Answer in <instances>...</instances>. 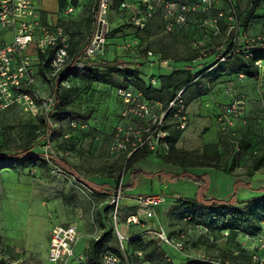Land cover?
Returning <instances> with one entry per match:
<instances>
[{
	"label": "rangeland",
	"instance_id": "rangeland-1",
	"mask_svg": "<svg viewBox=\"0 0 264 264\" xmlns=\"http://www.w3.org/2000/svg\"><path fill=\"white\" fill-rule=\"evenodd\" d=\"M65 1L66 7L60 9V1L55 17L48 22L61 24L70 44L86 47L92 30L96 0H76V3L75 0ZM262 1L257 0L253 5L255 7L253 22L255 17L264 15ZM215 4L216 2L213 6ZM218 8V6L213 7L208 17L206 16L207 20L204 19L200 23L196 21V15L191 12L186 24L175 23L172 31L166 33L163 31L164 21L159 14L145 29H139L132 23L130 13L133 11L120 10L114 3L108 14L110 31L106 43V56L109 58L118 56L125 60L137 57L146 66L143 76L155 83L159 74L173 67L169 64L173 59H166L168 61L162 63L156 52L154 55H149L147 48L151 47L150 49L155 51L169 42L172 46H177L175 48L181 54H185L189 48L198 47L202 50L209 48V52H213L210 44L211 32L215 28L216 15L213 13ZM246 16L241 15L244 19ZM247 24L250 29L249 34L264 32V23L263 27L257 30L253 26L260 23H252L251 27V24ZM244 27L246 25L241 28ZM160 31L162 34H158ZM222 39H224L223 35L218 40ZM38 63L39 58L36 53L34 56L36 68H39ZM153 63L158 65H151ZM155 66L156 68H153ZM151 67L156 70L149 72ZM51 71L52 69L48 67L45 73L39 72L30 87L37 95L34 106L19 93H15L14 100L0 108V153L19 152L22 147H28L32 151L52 153L59 160L55 162L51 159H34L24 165L11 160L7 166L0 168V251L7 249L10 254L24 256L18 264H49L45 260L46 251L49 249L48 238L50 239L53 225L58 221L72 222L79 226L81 232L79 250L86 253L91 240L102 234V221L106 222L107 226H113L116 233L117 227L121 231L125 229L128 225L125 221L126 212L138 209L137 194L162 191L168 198L165 201L174 202L173 198L180 195L195 197L199 189V183L191 178L176 180L159 175H142V173L139 174L134 187L125 189L133 182L130 174L132 168L174 171L181 169L178 166L166 165L156 158H145L129 163L131 154H128V150L113 154L109 151L118 127L128 126L134 120L136 130L145 128L151 122L153 115L135 114L131 111L132 104L126 102L113 89L110 90L102 84L88 85L85 81L71 77L61 81V84L77 87L73 104L80 109L83 117L73 121L59 120L49 115L52 110L49 105L50 99L54 97L58 79L51 75ZM260 73H262L260 78L251 80L252 84L242 82L246 78L239 77L237 82H241L242 90L234 88L231 90L230 98L225 101L215 99L220 105L213 108L211 113L202 112V114L200 111L196 115L197 119L191 124L194 129L184 144L194 147L200 138L208 133L212 135L213 130L218 126L222 134L230 138L240 135L244 128L248 127L252 133L254 149L264 148V62ZM240 92L244 94H238ZM238 99L244 100L240 113L224 115L223 108ZM151 110L155 115L162 112L158 103L152 105ZM187 117L188 122L184 129L189 125L188 107ZM210 118L211 120L214 118L217 125L211 123ZM49 125L53 128L50 133ZM67 167L72 168L77 175L88 182L103 186L104 193L93 191ZM243 170V168L237 169V171ZM262 170L264 171V167ZM191 172L201 174L196 171ZM204 173H207L210 179L207 193L219 199L236 197L243 200L262 192L261 186L257 183L244 179L248 178V175H236L239 179H235L232 175L216 168L212 173ZM237 180L247 181L250 185L237 188L235 186ZM119 192L121 197L113 202ZM115 204H118L119 208V225L114 219ZM140 221L148 224L147 227L139 230L144 234L147 233V239L156 238L154 232L159 230L177 237L183 232L185 249L191 258L218 261L219 249L224 248L234 254H240L243 250L244 254L252 256L254 264H264V227L259 233H240L235 240H229L227 232L216 238L208 237L201 232L199 226H193L186 221L180 225H171L167 216L161 217L158 213L155 217L142 216ZM134 232L128 235L131 236ZM110 243L115 249H121L119 237L111 238ZM166 248L174 264H187L186 258L178 249L170 246ZM79 262L77 258H71L58 264ZM132 264H144V262L141 257L134 255Z\"/></svg>",
	"mask_w": 264,
	"mask_h": 264
},
{
	"label": "trees",
	"instance_id": "trees-1",
	"mask_svg": "<svg viewBox=\"0 0 264 264\" xmlns=\"http://www.w3.org/2000/svg\"><path fill=\"white\" fill-rule=\"evenodd\" d=\"M60 1V9H64L67 5L66 1ZM171 1L184 2L186 0ZM256 1H249L250 7L245 19L241 17V13L237 10L240 17V25L236 34L229 33V25L225 18L218 19L217 26L220 32L215 34V29L213 30L212 36L215 37L213 42L210 43L212 44L213 52H209V48L202 50L201 47H198L189 48L185 54H181L175 48L177 46H172L169 42L157 48L155 52L159 56V60L173 59V63H175L170 72L161 73L157 76L156 81L158 84L149 81L143 76V70L146 66L137 57L129 60L118 56L109 58L106 56V48L104 53L92 57L87 53L85 45L70 44L69 56L65 65L59 71L56 81L54 90L55 105L49 115L64 121L80 120L83 117L80 109L73 104L77 87L61 84V81L71 77L85 81L88 85L102 84L110 88V90L113 89L115 93L120 87L140 90L151 105L161 103L164 108L181 90L182 97L188 107L193 98L211 91L215 82L224 74L241 73L249 78H259L261 68L258 66L257 61L262 60L264 62V45L262 46L260 43L262 41L256 39L250 43V51L253 52L251 57L247 56V51L249 50L246 48L247 43L244 40L239 44L241 49L239 52H235L234 44V38L237 34L242 35L244 32H249L250 29L247 23L254 16L255 7L253 5ZM114 3L120 10H124L121 7L122 0H111L110 8ZM138 7L145 9V4L138 1ZM212 8L213 5L207 11H203V9L189 11L186 23L189 21L188 17L191 12L196 15V21L199 23L203 22L204 19L206 21V16L208 17ZM220 11L229 14V5ZM157 14L164 21L163 31L165 32L166 22L161 9L153 12L152 17L143 28L137 27L133 21L132 23L139 29H145ZM244 25L246 27L241 28ZM222 35L224 39L218 40ZM150 48L148 47L146 51ZM54 50L53 47H49L46 52H38L39 68H37V74L39 72L45 73L48 67L52 69L51 60ZM222 56H225V60L221 61ZM163 122V129L169 132L167 136L168 150L161 148L152 150L147 145H144L131 154L128 160L129 163L155 155L166 162L181 167L211 166L233 175L253 176L255 173L263 171L264 148L254 149L253 137L248 131H243L234 138L222 134L218 142L207 143L201 149H187L177 146L184 129L177 127L178 120L173 117L171 112L166 114ZM50 130H53L51 125L48 128L49 133L51 132ZM34 159H51L59 162L52 153L36 152L28 147H22L19 152L0 153V168L7 166L11 160L24 165L27 161ZM238 168H243L244 170L237 171ZM67 169L71 170L78 179L85 182L94 191L104 193L103 186L94 185L81 178L72 168L67 167ZM140 173L148 176L159 175L160 177L176 180L191 178L199 183V189L195 197L182 195L176 197L175 203L167 212L171 225H180L184 221L193 226L204 225L208 227V232L204 233L208 237L216 238L227 232V239L229 240H235L240 233H259L264 227V194L245 200H239L236 197L219 199L207 193L210 180L207 173L197 174L187 169L176 171L163 169L145 170L138 167L131 169L130 174L133 182L128 184L125 189L136 185ZM249 185L250 183L244 180H237L235 184L237 188ZM260 190L264 191V185L260 187ZM102 226V234L91 240L85 259L78 264H104L103 257L107 252L118 254L121 257L120 264H125V262L132 264L134 255L141 257L144 264H174L166 246L160 245L156 238L147 239V233L144 234L133 230L135 232L127 239L123 252L121 249H115L110 243L111 238H118L114 227L107 226L104 221H102ZM139 252H142V254H139ZM183 257L186 258L187 264H254L252 256L244 254L243 250H241L240 254H234L224 248L219 249L218 261L191 258L184 255Z\"/></svg>",
	"mask_w": 264,
	"mask_h": 264
},
{
	"label": "built area",
	"instance_id": "built-area-1",
	"mask_svg": "<svg viewBox=\"0 0 264 264\" xmlns=\"http://www.w3.org/2000/svg\"><path fill=\"white\" fill-rule=\"evenodd\" d=\"M138 1L145 4V9L138 7ZM219 0H186L177 2L171 0H122L121 7L124 10H132V21L137 27L143 28L148 20L152 17L153 12L161 9L165 17V32L170 33L175 23L185 24L187 21V13L189 11H197L203 9L207 11L215 2ZM229 5V14L220 11L215 17L214 33H219L217 21L219 18H225L229 25V33H237L240 25V17L235 7L236 0H226ZM251 1V0H248ZM111 0H96V10L92 23V30L88 36L86 51L95 57L104 53L107 43V37L110 31L109 9ZM135 8V9H133ZM137 8V9H136ZM6 32L12 33V39L5 40ZM241 38L247 43V56H253L250 51V43L253 40L262 41L264 45V32L257 34H249L244 32L242 35L237 34L234 38L235 52L241 49L239 44ZM0 39L3 40L0 45V108L10 104L15 97V93L26 98L35 105L36 94L32 92L30 87L34 84L38 69L34 64V57L29 51L30 46L35 48L36 53L46 52L49 47H53L54 54L51 60L53 77L59 76V71L65 65L69 56L70 42L66 35L65 29L61 24L46 23L42 20L40 8L37 0H0ZM153 49L148 50L149 55H154ZM225 60V56L221 57V61ZM167 62L168 60H161ZM170 63V62H169ZM262 60L257 61L258 66L262 67ZM182 90L169 102L167 107H163L158 103L162 112L153 114L152 105L144 98L140 90L120 87L117 94L126 102L132 104L131 111L135 114H151L153 115L151 122L145 128L136 130L135 121L133 120L128 126L118 127L110 145V152L119 153L127 151L132 154L138 148L147 145L152 150L163 149L168 150L169 144L167 136L169 132L163 129L164 117L171 112L173 117L178 120L177 127L184 129L188 122L187 105L182 97ZM244 100L238 99L231 102L223 108V114L238 115L243 109ZM50 108L53 110L55 105V95L50 99ZM51 110V111H52ZM73 121V120H72ZM121 197L115 196L113 202ZM163 192L144 194L139 193L136 196L138 209L127 215L126 223L129 226L141 224L142 216L155 217L156 207L166 200ZM118 204L114 207V219L119 225ZM202 233L208 232V227L199 225ZM155 233L159 244L162 246H170L178 249L184 256H190L185 249V234L182 232L180 236H171L164 230ZM117 234L120 240V248L124 252L125 242L129 235L119 227ZM80 238L79 227L76 223L57 222L53 225L48 249V260L53 263L66 262L71 258H77L80 261L85 259L84 253H78L76 250L77 243ZM142 254V252H139ZM127 259V256L125 255ZM208 259V258H205ZM121 257L112 252L105 253L103 257L104 264H120ZM125 264H130L125 262Z\"/></svg>",
	"mask_w": 264,
	"mask_h": 264
},
{
	"label": "crops",
	"instance_id": "crops-1",
	"mask_svg": "<svg viewBox=\"0 0 264 264\" xmlns=\"http://www.w3.org/2000/svg\"><path fill=\"white\" fill-rule=\"evenodd\" d=\"M37 1H38V6H39L40 11H41L42 20L44 22H46V23H51V22H48V20L51 19V18L53 19L55 17L56 11H58V9H59L60 0H37ZM263 2H264V0L261 2L262 3L261 5H264ZM249 4L250 3H249L248 0H238L235 3V6H236L238 12L241 13V15L245 16V15H247L248 9L250 7ZM217 6L219 8L216 11L214 10V13H213L214 15H216L218 13V11L226 8L228 6V2L226 0H219L218 2H216V4L213 7H217ZM212 10H213V8H212ZM261 16L262 17H255L254 18L255 22H253V20L251 18L250 21H249V24H251L250 27L253 26V24H256V23H260V24H257V26H253V28L255 27V29L257 30L259 27H261L263 25V23H264V15H261ZM256 21H258V22H256ZM160 32L158 34H162ZM212 33H213V31L211 32V38L212 39L210 40V42H213V39L215 37V36H212ZM4 39L5 40L12 39V33L11 32H6V34L4 36ZM2 42H3V40L0 39V45L2 44ZM29 51L32 53L33 57L36 56V51H35V48L33 46H30ZM169 64L170 65L171 64L174 65L175 63H173L171 61ZM151 65H158V63L157 64L153 63ZM153 68H156V66L153 67ZM153 68L152 67L149 68V70H150L149 72H152L153 70H156V69H153ZM172 69H173V67H169L166 70L165 73L170 72ZM260 75H262V73H260ZM260 75H259V78H260ZM239 77L240 78H242V77L246 78L242 82H249L251 84H252L251 80H257L258 79V78L257 79L249 78V77H247V76H245L244 74H241V73H239V74H229V73L228 74H224L221 77H219V79L215 82V85L211 89V91H209L206 94L198 95V96H196L195 98H193L190 101V103L188 105L189 125H188V127L186 129H184L182 131V135H181V137L179 138V140L177 142V146L179 148L201 149L207 143L218 142L220 140L222 132H221L219 126H218V128H216V130H213L212 135H210V133H208L206 136L204 135L205 137L203 136V138H200L199 141L197 142V144L194 147H189V146H186L184 144L185 140L188 137H190L191 132L194 129V128H192L193 126H191V124H192V122H194V119H197L196 115L200 111H201L200 113L204 112V114L211 113L213 108H216L218 105H220L219 102L216 103L215 99H219L220 101H225L226 99L230 98V96L232 94L231 90H234V88H237V89L239 88L240 90H242V88L240 86L241 82H237V79ZM155 84H158L157 81H155ZM238 94L241 95V94H244V92L243 93L240 92ZM240 95H239V97H241ZM214 118H213V120H211V118L209 120L212 121L211 123H214V125L215 124L217 125V121ZM243 131H248L252 135V133H251V131H250V129L248 127H245ZM150 158H156V159L160 160L161 162H163L166 165L178 166V165H174L172 163L166 162L163 159H161L160 157H157L155 155L147 157V159H150ZM167 167H169V166H167ZM178 167L181 168L179 170L187 169V170L196 171V172H199V173H204V172L212 173L214 171V169H215L214 167H211V166H190V167L178 166ZM230 175H232L235 179H239V176H236V175H233V174H230ZM243 177H245V176H243ZM244 179L247 180V181H251V183L252 182L253 183H257L258 186H263L264 185V171H259V172L255 173L253 176H248V178H244ZM244 191H246V189H244ZM158 192H160V191H158ZM97 193H99V192H97ZM154 193H157V192H154ZM263 194H264V191L260 192L256 196L263 195ZM175 199L176 198L174 197L173 198L174 202H170V201L167 200V201L164 202V204H161L160 206H157L156 207L157 213L161 217L162 216H167V212L170 209V207L175 203ZM243 200H245V199H243ZM129 212L130 211L126 212L125 218L127 217V214ZM58 222H60V221H58ZM147 225L145 223H141V224H138V225H132V226L126 225L125 229H122V230L125 233L129 234L133 230L139 231L140 229L147 227ZM79 231H80V229H79ZM80 236H81V232H80ZM48 240L50 241L49 238H48ZM49 241H48V245H49ZM79 241H80V238H79ZM79 241H78L77 246H76L77 252L86 254L83 250H79L80 249L79 248ZM45 255H46L45 256V260H47L49 262V264H58V263L50 262L48 260V250L46 251ZM23 259H24V256L18 257L16 254H10L7 249L5 251H2V250L0 251V264H18ZM45 264H47V263H45Z\"/></svg>",
	"mask_w": 264,
	"mask_h": 264
}]
</instances>
